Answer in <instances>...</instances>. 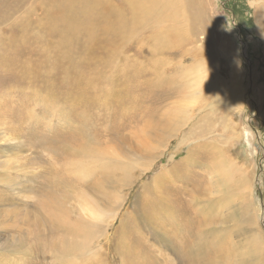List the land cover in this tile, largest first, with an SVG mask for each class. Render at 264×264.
Returning <instances> with one entry per match:
<instances>
[{
  "label": "rangeland",
  "instance_id": "obj_1",
  "mask_svg": "<svg viewBox=\"0 0 264 264\" xmlns=\"http://www.w3.org/2000/svg\"><path fill=\"white\" fill-rule=\"evenodd\" d=\"M0 264H264V0H0Z\"/></svg>",
  "mask_w": 264,
  "mask_h": 264
},
{
  "label": "bare ground",
  "instance_id": "obj_2",
  "mask_svg": "<svg viewBox=\"0 0 264 264\" xmlns=\"http://www.w3.org/2000/svg\"><path fill=\"white\" fill-rule=\"evenodd\" d=\"M175 7V6H174ZM178 7H181V6H178ZM185 11V10H184ZM187 12V11H186ZM184 14V13H183ZM192 77V76H191ZM196 77V76H195ZM197 79V78H196ZM198 80V79H197ZM199 80H201V79H199ZM195 82V81H194ZM198 82V81H197ZM196 84V83H195ZM193 85H194V83H193ZM192 85V86H193ZM193 105V104H192ZM178 113V112H177ZM225 182V181H224ZM58 208V207H57ZM58 213H59V211H58ZM94 216V215H93ZM93 218V217H92ZM78 224H79V221H76ZM79 230V229H78ZM76 231V230H75ZM74 231V232H75ZM69 232H71V231H69ZM78 232V231H77ZM78 240V239H77ZM82 240V239H81ZM80 240V241H81ZM253 241H255V242H253V245H250V251L252 252V254H254V253H256V254H258L259 253V247L258 246H260V243L258 242V239H254ZM84 242V241H83ZM257 242V243H256ZM72 245V244H71ZM83 246H84V244H82ZM258 245V246H257ZM67 250H69V246L67 247Z\"/></svg>",
  "mask_w": 264,
  "mask_h": 264
},
{
  "label": "clouds",
  "instance_id": "obj_3",
  "mask_svg": "<svg viewBox=\"0 0 264 264\" xmlns=\"http://www.w3.org/2000/svg\"><path fill=\"white\" fill-rule=\"evenodd\" d=\"M238 66H240V65H238Z\"/></svg>",
  "mask_w": 264,
  "mask_h": 264
}]
</instances>
